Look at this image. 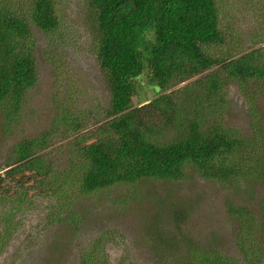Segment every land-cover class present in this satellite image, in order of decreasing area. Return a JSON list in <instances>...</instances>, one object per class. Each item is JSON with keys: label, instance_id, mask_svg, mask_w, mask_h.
<instances>
[{"label": "trees", "instance_id": "obj_1", "mask_svg": "<svg viewBox=\"0 0 264 264\" xmlns=\"http://www.w3.org/2000/svg\"><path fill=\"white\" fill-rule=\"evenodd\" d=\"M84 4L97 67L110 99L104 121L85 135L93 141L74 143L80 164L70 160L57 177L61 184L56 190L75 186L84 195L144 179L181 180L189 170L231 191L242 190L250 181L264 185V135L257 111L248 138L224 128L221 117L225 84L264 86V50L245 52L237 47L233 26L222 19L218 0H84ZM243 4L258 9L264 0ZM56 5V0H0V120L6 124L21 117L27 93L36 84L34 29L44 34L56 31L60 22ZM256 22L262 25L258 35L264 43V13ZM195 77L200 78L180 90L188 104L179 101L173 88ZM143 78L153 93L161 94L134 107ZM248 97L251 101L253 94ZM250 105L253 111L255 105ZM78 121L63 122V133L79 132L83 124ZM170 127L177 129L174 140L165 144L153 140ZM48 135L20 142L14 152L16 167L7 163L6 176L31 172L34 178H46L50 170L42 151ZM260 203L258 215L227 204V212L240 225L237 240L245 264H260L264 256V247L253 245L251 239L261 219L264 241V198ZM170 217L178 227L181 213L177 216L172 208ZM6 235L0 236V251ZM155 239L158 253L181 252L172 235L155 231ZM180 242L189 248L176 264H240L232 256ZM77 264L109 262L96 242L83 250Z\"/></svg>", "mask_w": 264, "mask_h": 264}, {"label": "rangeland", "instance_id": "obj_2", "mask_svg": "<svg viewBox=\"0 0 264 264\" xmlns=\"http://www.w3.org/2000/svg\"><path fill=\"white\" fill-rule=\"evenodd\" d=\"M56 3L60 19L56 31L44 34L34 29L37 81L27 93L22 115L12 124L0 120V236L7 234L0 264H77L83 250L96 242L109 264H176L189 248L180 240L247 263L237 240L240 225L227 212V204L247 207L258 215L264 198L261 182L250 181L242 190L231 191L189 170L181 180L144 179L84 195L78 194L75 186L56 190L61 184L57 177L61 178L60 172L70 160L80 164L74 143L83 146L93 141L85 135L104 121L110 99L93 52L84 0ZM218 7L224 22L233 26L232 39L238 48L264 50L263 38L258 35L262 25L256 22L264 6L254 9L243 0H218ZM199 78L173 88L179 101H185L186 95L180 90ZM146 82L139 80L134 107L161 94L153 93V86ZM249 93L253 94L251 101ZM147 94L153 97L147 99ZM223 94L224 128L250 137L252 115L257 111L264 135V86L228 82ZM250 103L255 105L254 114ZM71 119H79L83 127L77 133L64 134L63 122ZM43 133L49 134L48 146L42 151L47 155L43 162L48 163V176L34 178L31 172L6 176L7 163L16 167V146ZM176 134V127L163 128L153 140L165 144ZM41 179L45 182L40 183ZM172 208L177 216L181 213L178 227L170 217ZM262 226L260 219L255 226L257 234L251 237L255 246L264 247ZM155 231L172 235L181 252L158 253ZM260 264H264V256Z\"/></svg>", "mask_w": 264, "mask_h": 264}, {"label": "water", "instance_id": "obj_3", "mask_svg": "<svg viewBox=\"0 0 264 264\" xmlns=\"http://www.w3.org/2000/svg\"><path fill=\"white\" fill-rule=\"evenodd\" d=\"M27 172H23V173H20L19 176H23L24 174H26Z\"/></svg>", "mask_w": 264, "mask_h": 264}]
</instances>
